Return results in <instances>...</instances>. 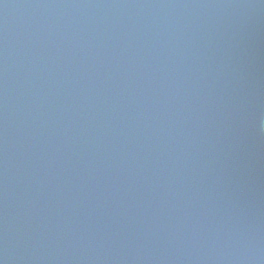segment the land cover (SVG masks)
Listing matches in <instances>:
<instances>
[{
  "label": "water",
  "instance_id": "1",
  "mask_svg": "<svg viewBox=\"0 0 264 264\" xmlns=\"http://www.w3.org/2000/svg\"><path fill=\"white\" fill-rule=\"evenodd\" d=\"M0 264H264V0H0Z\"/></svg>",
  "mask_w": 264,
  "mask_h": 264
}]
</instances>
